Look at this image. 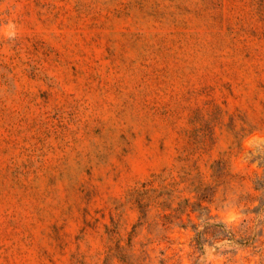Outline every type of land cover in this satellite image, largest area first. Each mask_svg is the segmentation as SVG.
<instances>
[{
	"label": "rangeland",
	"instance_id": "rangeland-1",
	"mask_svg": "<svg viewBox=\"0 0 264 264\" xmlns=\"http://www.w3.org/2000/svg\"><path fill=\"white\" fill-rule=\"evenodd\" d=\"M8 20L0 264H264V0H0Z\"/></svg>",
	"mask_w": 264,
	"mask_h": 264
},
{
	"label": "clouds",
	"instance_id": "clouds-1",
	"mask_svg": "<svg viewBox=\"0 0 264 264\" xmlns=\"http://www.w3.org/2000/svg\"><path fill=\"white\" fill-rule=\"evenodd\" d=\"M0 35H3L8 40H14L18 35V26L13 20H8L6 23L0 24ZM260 137H249L245 139L244 143L248 147L251 143L255 142ZM223 218L226 223H235L240 219V215L236 209H228L223 213ZM223 256H213L211 251H209L207 260L210 264H220L221 260H223ZM185 264H188L185 261Z\"/></svg>",
	"mask_w": 264,
	"mask_h": 264
}]
</instances>
